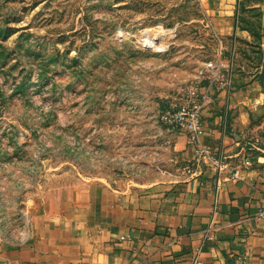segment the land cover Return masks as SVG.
<instances>
[{"label": "rangeland", "instance_id": "rangeland-1", "mask_svg": "<svg viewBox=\"0 0 264 264\" xmlns=\"http://www.w3.org/2000/svg\"><path fill=\"white\" fill-rule=\"evenodd\" d=\"M204 11L197 0H0L2 241L26 235L35 205L61 211L101 183L176 178L189 144L162 110L228 75L231 36Z\"/></svg>", "mask_w": 264, "mask_h": 264}, {"label": "crops", "instance_id": "crops-1", "mask_svg": "<svg viewBox=\"0 0 264 264\" xmlns=\"http://www.w3.org/2000/svg\"><path fill=\"white\" fill-rule=\"evenodd\" d=\"M197 1L231 36L229 55L235 39L232 67L226 59L233 83L218 89L202 118L203 141L227 169L204 164L140 186L101 183L61 211L35 205L26 238L0 239V264H264V0ZM239 16L257 20L259 38L240 28Z\"/></svg>", "mask_w": 264, "mask_h": 264}, {"label": "built area", "instance_id": "built-area-1", "mask_svg": "<svg viewBox=\"0 0 264 264\" xmlns=\"http://www.w3.org/2000/svg\"><path fill=\"white\" fill-rule=\"evenodd\" d=\"M218 55L221 57L224 53V47L222 40L218 38L217 45ZM234 52H235V39L233 40V45L231 48V53L229 55L230 67L233 66L234 62ZM212 62L209 63L211 65ZM203 73V72H201ZM231 85V75H227L226 80L222 85H216L213 79L205 82L203 87L200 85H189L186 87L185 93L186 97L181 101L172 100L161 112V119L164 123L168 124L173 128L180 129L183 131L187 137V142L194 151V158L189 160L188 163L183 168L184 175L190 176L197 173L200 168L206 164L214 166L217 170L222 171L227 169L226 163H224V156L222 153L216 154L212 147L207 145L203 141V136L205 133L202 114L203 108L207 103L211 101V92L216 87L222 89L223 87H230ZM202 89V90H201ZM184 101V102H182ZM251 161L245 159L242 162L243 166H249ZM233 177H240V166L231 172ZM259 217L264 219V205L259 211ZM28 219V218H27ZM26 235L22 238H26L30 226V215L26 224Z\"/></svg>", "mask_w": 264, "mask_h": 264}, {"label": "trees", "instance_id": "trees-1", "mask_svg": "<svg viewBox=\"0 0 264 264\" xmlns=\"http://www.w3.org/2000/svg\"><path fill=\"white\" fill-rule=\"evenodd\" d=\"M240 10H241V12H248V11L251 12L252 17L258 16V9H256V8H247L246 6L241 5ZM253 20L257 21L256 19H253ZM238 21H239V26L241 29H247V30L251 31L255 35V37H257V38L260 37V34L258 33V30H257L259 27L258 22L254 23V21H252L251 17L247 18L246 16H239Z\"/></svg>", "mask_w": 264, "mask_h": 264}]
</instances>
